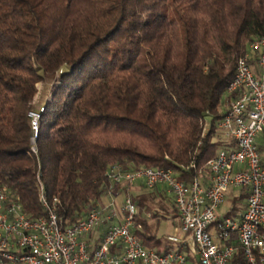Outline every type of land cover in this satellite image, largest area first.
<instances>
[{
	"label": "trees",
	"instance_id": "1",
	"mask_svg": "<svg viewBox=\"0 0 264 264\" xmlns=\"http://www.w3.org/2000/svg\"><path fill=\"white\" fill-rule=\"evenodd\" d=\"M262 37L264 0H0V186L39 216V173L69 224L127 191L110 165L191 181L223 144L215 124L236 60ZM38 83L51 90L34 155ZM136 222L145 246H172Z\"/></svg>",
	"mask_w": 264,
	"mask_h": 264
},
{
	"label": "built area",
	"instance_id": "2",
	"mask_svg": "<svg viewBox=\"0 0 264 264\" xmlns=\"http://www.w3.org/2000/svg\"><path fill=\"white\" fill-rule=\"evenodd\" d=\"M248 48L236 60L228 105L215 124L223 144L203 172L182 181L171 168L107 169L113 184L164 187L175 210L174 231L162 236L171 247L145 246L135 233L137 204L128 193L118 201L111 189L82 217L61 223L58 198L48 195L37 173L39 216H29L0 186V264H264V148L256 143L264 130V37ZM42 110L40 103L27 112L34 155Z\"/></svg>",
	"mask_w": 264,
	"mask_h": 264
},
{
	"label": "rangeland",
	"instance_id": "3",
	"mask_svg": "<svg viewBox=\"0 0 264 264\" xmlns=\"http://www.w3.org/2000/svg\"><path fill=\"white\" fill-rule=\"evenodd\" d=\"M37 92L35 96V103L34 108L37 109V107L40 105V103H43L49 96V92L51 90V87L47 83H38L36 85ZM228 105V97L223 102V111L227 108ZM205 129L208 127V123L205 122L204 124ZM125 185V184H123ZM122 185V186H123ZM240 191V189H238ZM120 194H123L122 191L118 192V196H116L117 200H121ZM161 198H156L152 195H143L140 197V199L144 202L142 204L143 207L138 206V212H140L141 215L145 216L148 219V222L152 224L153 232L155 236H163L166 234H170L174 231L175 226V219L173 217L174 214V208L173 205L171 206L169 203V194L167 195V192H162ZM242 199L244 196L241 197ZM105 199V198H104ZM172 203V201H171ZM155 213V215H154Z\"/></svg>",
	"mask_w": 264,
	"mask_h": 264
},
{
	"label": "crops",
	"instance_id": "4",
	"mask_svg": "<svg viewBox=\"0 0 264 264\" xmlns=\"http://www.w3.org/2000/svg\"><path fill=\"white\" fill-rule=\"evenodd\" d=\"M247 52H249V48H248ZM249 55H250V65H251L252 69L257 73L258 72V68H257V64H256V61H255V54H253L250 51ZM256 143H257L259 148H264V130L257 135ZM126 185H127V191L123 192V193H128L130 196H133V197L136 196V197H139V198L142 197L143 195H152V196H155L156 198H161L162 197L161 193L165 191L164 187L161 186V185H158V186L154 187L153 189H147V188H145V186L140 181H136V182L129 183V184H126ZM120 195H123V194H120ZM167 195H168V193H167ZM168 196H169V200H170L169 203L172 206L171 197H170V195H168ZM106 197H104V198L106 199ZM104 198H103V200H105ZM235 200L237 201L238 197L235 198ZM235 200H233V201H235ZM173 217L175 219V212L173 214Z\"/></svg>",
	"mask_w": 264,
	"mask_h": 264
}]
</instances>
